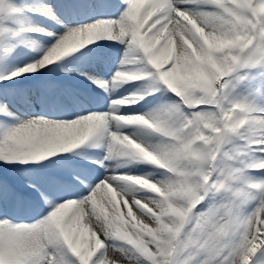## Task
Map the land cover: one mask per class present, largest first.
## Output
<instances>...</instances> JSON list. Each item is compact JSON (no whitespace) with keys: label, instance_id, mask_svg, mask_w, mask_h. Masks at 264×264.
Here are the masks:
<instances>
[{"label":"snow or ice","instance_id":"1","mask_svg":"<svg viewBox=\"0 0 264 264\" xmlns=\"http://www.w3.org/2000/svg\"><path fill=\"white\" fill-rule=\"evenodd\" d=\"M121 4L118 17L84 23L45 4L42 14L63 29L56 32L24 25L21 9L0 0V61L25 43L22 34L51 38L47 48L33 42L39 59L0 74V115L14 121L0 122V164L34 166L16 170L15 186L0 175V264H264V104L237 94L264 76V0ZM103 40L125 45L115 71L78 76L105 93L104 110L67 120L9 110L20 90L4 82L79 59ZM262 89L264 81L254 95ZM89 142L105 152L91 160L103 170L95 175L65 164ZM139 165L151 170L118 171ZM10 207L35 214L25 221ZM85 217L90 239L81 247L76 229Z\"/></svg>","mask_w":264,"mask_h":264},{"label":"rangeland","instance_id":"2","mask_svg":"<svg viewBox=\"0 0 264 264\" xmlns=\"http://www.w3.org/2000/svg\"><path fill=\"white\" fill-rule=\"evenodd\" d=\"M47 4H51L54 2V0H45ZM11 3H13L16 7L20 8L21 11L17 15L18 20H22L21 18L23 16H26L30 18L31 20L35 21L36 23L42 25V28H45L48 31H56V32H61V30L58 29V27H54L52 24V21L47 20V16L43 15L42 12H37L38 16L34 15L31 13L33 9H31L33 5H35V1L33 0H10ZM28 4V5H25ZM58 8V7H57ZM57 8H55L57 10ZM103 9L108 12L107 17L113 16L114 14H120V12L123 10V5L120 4L119 0H112L110 2H107L103 5H100V2L97 0H85L83 5H78L77 10L78 12L77 15L75 16L76 22H87L90 18H92L93 12L96 9ZM102 10V11H103ZM58 12V11H57ZM58 14V13H57ZM69 15L74 14V11L71 10L68 12ZM98 17H102L103 15H97ZM114 17V16H113ZM26 25V24H24ZM19 27V25H17ZM22 39L25 40L24 44H19L15 48V51L13 55L6 61H0V74L14 70L17 67H23L26 63H30L32 61L31 57H28L24 65L22 66L21 64L19 65H13L12 67L8 66V63L12 60V58L21 56V54H26L29 52L28 50L31 48L29 45V42H35L38 45H47L49 44V37L44 36L42 34L36 33V34H22ZM100 44V47H91L93 49L92 52H90V56L93 55V60L96 61L97 63L100 64L102 67V73L101 75L105 78L108 79L110 78L112 72L115 71L116 64L119 61V57L123 54L125 46H116L115 49L103 52L104 50L101 49V45L104 43L103 41L98 42ZM114 42L111 41V44ZM103 52V53H102ZM105 53V54H104ZM142 55V53H140ZM117 58V59H116ZM67 62H70L69 58L66 59ZM62 63V62H61ZM61 63L57 64L55 67L49 68L46 72L40 74L39 73V78L36 79L33 83L28 82V78L25 79L24 77H19L17 78L16 83L18 84L12 85V81H6L4 82L7 85L6 91H10L12 89L20 90L16 91L14 94V97L12 99V102L8 105L9 110L11 109L13 112L16 114H26V115H45L47 118H51L53 114L59 113V114H65L69 112H74L78 111L80 108L87 106L89 107L90 110H104L106 106L102 104H98L97 100L100 99L99 96H92L94 95L93 91L91 88L96 87L95 85H89L86 82L83 81L82 78L76 79L73 76L78 74V72H68L67 68H62ZM70 64V63H69ZM68 66V65H67ZM66 66V67H67ZM137 66V67H136ZM133 68H138L142 67V65H134L132 66ZM62 68V69H61ZM72 70V69H69ZM31 75V74H29ZM26 75V76H29ZM264 77V76H263ZM51 78V79H49ZM261 76H257L254 84L251 86V88L246 89L242 84L237 87V94L241 96H249L250 99L254 98V88L261 83ZM42 82H52L54 85H57L60 87L62 96L59 98V96L55 93V91L52 89L48 92H43L40 88V85ZM144 83V82H143ZM132 84V83H131ZM131 84L127 86H131ZM141 83L134 82L133 86L131 89H135L137 85ZM124 86L120 87L119 89V95L122 96L123 94L121 93L124 90ZM251 90V91H250ZM41 92V94H40ZM131 92V91H130ZM264 92V89H263ZM75 95V98H74ZM113 98L115 97L114 94ZM128 95V94H126ZM124 95V96H126ZM106 96V95H105ZM117 96V97H118ZM160 97V96H158ZM151 100L152 97H149ZM164 99H167V97H164ZM78 100H82L83 103H79ZM101 101L106 102L107 104V99ZM163 100L157 101V103H161ZM261 104H264L262 100H259ZM152 107H155V105H152ZM132 111H137V110H142L140 105H138L136 108H132ZM144 111H147L148 109H143ZM126 111V110H125ZM10 117L0 115V122H8ZM12 123V120L9 122V124ZM130 128V127H129ZM132 129H135L134 127ZM125 132L132 134L134 131L130 129H123ZM143 135V134H142ZM144 135L140 137V139H144ZM86 145L81 146L78 149L73 150V153H71L68 157L67 160H72L75 159L74 156H78L80 154H88L91 156L93 159L97 158H103L105 155L104 150H101L97 153H93L86 148ZM78 153V154H75ZM119 161H114L112 162L113 164L117 163ZM107 163V162H106ZM24 167H34L32 165H3L0 164V175H3L5 179L14 186V179L16 178V170L21 169ZM60 169H63L62 167H57ZM56 168V169H57ZM142 168H144V165H142ZM87 170L92 174L95 175L97 172L87 168ZM151 170V169H149ZM118 171H124V172H129L128 168L125 169H119ZM46 173L50 174V170H45ZM131 173V172H130ZM134 174V173H133ZM47 175V174H46ZM10 215L18 217L19 219L28 221L30 217L35 214V209L29 210V209H20L17 210L15 208H9L8 209ZM83 226H77L76 232L80 234L81 236H84L85 231H89L88 227H85L83 230L81 229ZM90 235V233H89Z\"/></svg>","mask_w":264,"mask_h":264},{"label":"bare ground","instance_id":"3","mask_svg":"<svg viewBox=\"0 0 264 264\" xmlns=\"http://www.w3.org/2000/svg\"><path fill=\"white\" fill-rule=\"evenodd\" d=\"M33 1H35V5H33V6H31L32 8L31 9H33L32 11H33V13L35 14V15H37L36 13L37 12H43V7H44V5L45 4H47V2L45 1V0H33ZM83 1V3H84V1L85 0H82ZM102 3H104L105 1L104 0H102L101 1ZM121 2V1H120ZM55 8H57V6H60L61 7V4L60 3H56V2H53V3H51ZM67 4H69V2H67ZM25 5H28V4H25ZM73 10H75V9H73ZM103 10V9H102ZM100 10V9H96L94 12H93V14L92 15H94V16H92V18H97L98 16L97 15H103L102 17H100V18H116V17H118L119 16V14H114L112 17L111 16H109V17H107L108 15H110V14H108V12L110 11V10H108V12L106 11V10ZM57 13H58V15L60 16V18L62 19V20H65L66 22H76V19L77 18H75V16L77 15V13L75 12L73 15H71V16H69L66 12H64V11H61L60 9H58L57 8ZM110 13V12H109ZM108 14V15H107ZM47 18V17H46ZM22 20V22L24 23V24H26V26H39V27H41L42 25H40V24H38V23H36L35 21H33V20H31L30 18H28V17H26V16H23L22 18H21ZM47 20H51V19H47ZM52 21V24H53V26L54 27H58V29L59 30H61V31H63V29L60 27V25H58V24H56L55 23V21H53V20H51ZM49 39L51 40V38L49 37ZM50 40H49V42H50ZM106 42H109V41H107L106 40ZM35 43V42H34ZM29 45H30V49L28 50L29 52H27L26 54H21V56H18V57H15V58H12V60L8 63V66H10V67H12L13 65H19V64H21L22 66L24 65V63L27 61L26 59L28 58V57H31V58H33V57H35L36 59H39L40 58V52H38L37 50H36V48L33 46V41L32 42H29ZM35 45H37V46H43L44 48H47L48 46H49V44H47V45H38L37 43H35ZM118 45V43H113V44H111V46H109V47H107L108 49H107V51H109V50H114L115 49V47ZM118 46H125V45H123V44H119ZM90 53H88L87 55H85V56H83V57H80L79 59H75V60H73V59H71L70 60V62H67V61H63L62 63H61V65H62V68H67L68 69V72L69 73H71V72H79V71H87V72H90V73H92V74H100L101 75V73H102V67L100 66V64L99 63H97L96 61H94L92 58H93V55L92 56H90L89 55ZM117 59V58H116ZM70 63V64H69ZM68 65V66H67ZM67 66V67H66ZM137 67V66H136ZM61 68V69H62ZM69 69H72V70H69ZM135 69V68H134ZM29 74H31V76H32V74L33 73H29ZM29 74H25V75H29ZM72 74V73H71ZM75 78H77V79H79V78H82V77H79L78 76V74H76L75 75ZM83 79V78H82ZM261 82L262 81H264V77L263 76H261ZM83 81L84 82H86L87 84H89V85H92V84H90V83H88L87 81H85L84 79H83ZM148 83V81H144V83H142V84H139V85H137L136 86V88L133 90V91H136L138 88H141V87H143V85H145V84H147ZM246 89H249V88H251V87H249V86H247L246 84H242ZM56 87L53 89L54 91H55V93L59 96V98L62 96V93H61V90H60V87L59 86H57V85H55ZM120 89V88H119ZM119 89L118 90H115L112 94H114V96L115 97H117L119 94ZM251 91V90H250ZM114 97V98H115ZM254 98L259 102V100H262L263 102H264V92H261V94L259 95V96H254ZM260 103V102H259ZM86 110H90L89 109V107H87V106H84V107H82V108H80L78 111H74V112H69V113H65V114H59V113H55V114H53L52 115V117L51 118H49V119H57V120H60V119H65V120H67V119H73L74 118V115H75V113H77V112H79L80 114H85V111ZM124 111L126 110V111H128L127 109H123ZM10 111L16 116V117H20V118H25L26 116H28V115H26V114H24V113H22V114H16L15 112H13L11 109H10ZM9 120L11 121L12 120V123L14 122L13 121V118L12 117H10L9 118ZM10 121H8V122H6V123H9ZM133 127H126V128H124V129H130V130H132V131H134L133 133H137L138 134V138H140L141 136H143L140 132H139V129H137V128H135V129H132ZM144 139H148L147 137H144ZM88 155V154H87ZM129 169V172H131V173H134V174H142L143 172H147V171H150L149 170V168H147L146 166H144V168H142V165H139V166H133V167H131V168H128ZM103 172V171H102ZM121 172H124V171H121ZM253 175H257L256 173H253ZM14 185H16L17 184V179L15 178L14 179ZM98 203H99V201H98ZM86 222H87V217H85L83 220H81V222H80V224H79V226H83V227H81V229H79V230H83V229H85V224H86ZM89 231H85V233H84V236H81L80 234H79V243H80V246L81 247H85L86 246V244H87V242L89 241V239H90V235H89Z\"/></svg>","mask_w":264,"mask_h":264}]
</instances>
